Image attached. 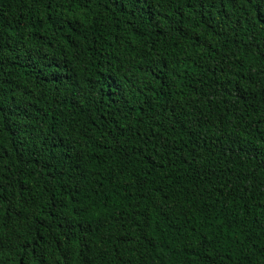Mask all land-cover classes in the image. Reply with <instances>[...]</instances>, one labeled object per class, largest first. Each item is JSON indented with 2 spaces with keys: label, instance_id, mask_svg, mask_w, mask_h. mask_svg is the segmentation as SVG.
Returning <instances> with one entry per match:
<instances>
[{
  "label": "trees",
  "instance_id": "obj_1",
  "mask_svg": "<svg viewBox=\"0 0 264 264\" xmlns=\"http://www.w3.org/2000/svg\"><path fill=\"white\" fill-rule=\"evenodd\" d=\"M0 264H264V0H0Z\"/></svg>",
  "mask_w": 264,
  "mask_h": 264
}]
</instances>
